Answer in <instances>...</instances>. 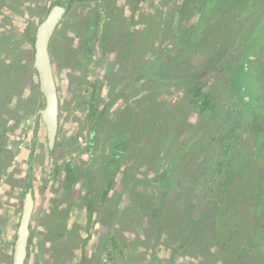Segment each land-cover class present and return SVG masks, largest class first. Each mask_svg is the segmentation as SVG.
I'll return each instance as SVG.
<instances>
[{
  "label": "rangeland",
  "instance_id": "374dc122",
  "mask_svg": "<svg viewBox=\"0 0 264 264\" xmlns=\"http://www.w3.org/2000/svg\"><path fill=\"white\" fill-rule=\"evenodd\" d=\"M64 1L25 0L18 6H3L0 38L12 37L15 44L29 21L41 22L50 4L64 5ZM137 1H76L66 9L50 43L60 104L54 149L49 147L46 125L39 116L45 97L33 87L32 82L38 83L39 78L33 70L34 52L29 42L18 44L15 50V55L27 50L22 65L17 66L21 81L13 80L14 71L0 75V264H13L29 189L34 207L25 264H150L153 256L162 264H246L249 248H258L264 235V138H257L247 127L254 113L243 107L240 99L232 100L243 87V71L235 78L232 72L239 70V52L259 31L257 17L264 7L247 8L256 0L194 1L190 11L178 15L174 27L167 25L172 32L166 31L165 41H177V46L159 62L157 73L167 79L160 82L138 77L147 67L146 56L154 53L145 55L137 50L145 48V40L139 36L140 30H135L142 28L144 18L150 15L159 16L166 25L170 10H177L182 0H139L134 15ZM101 2L116 6V16L109 24L101 22L100 29L110 34L107 51L102 52L101 33L94 36V60L86 62L81 52L85 25L90 21L86 17ZM204 2L207 12L220 7L225 15L221 23L199 20V6ZM242 17L246 18L242 23L247 24L243 31L239 25ZM196 23L200 27L194 29ZM181 24L185 29H179ZM248 30L250 37L246 38ZM192 38L197 40L194 49L197 43L200 48L187 62L172 64L181 49L191 47ZM1 55L6 58L5 50ZM251 55L256 58L244 82L249 81V92L262 97L254 107L264 119V55L256 48ZM234 56L237 63H231ZM211 66L224 69L209 70ZM85 71L88 74L83 77ZM182 73L199 75V80L221 75V81L207 85L219 103L216 118L199 115L186 84L179 86L170 80ZM94 84L98 86L97 108L111 106L100 119L91 143L94 118L89 117L90 107L84 101ZM122 87L125 90L120 91ZM151 93L156 97L148 96ZM129 107L136 113L122 116ZM117 118L122 120L114 127L111 122ZM235 123L240 126L233 131ZM119 133L127 136L129 150L119 162L109 165V181L113 170L117 171L104 196L106 156ZM214 136L218 139L213 140ZM197 137H201L198 144L191 143ZM114 153L117 157L116 149ZM171 161L173 170L149 181ZM70 163L76 181L67 188ZM158 187L166 192L163 202L156 196ZM233 194L240 202H233ZM145 195L149 198L146 205L135 209L136 199ZM157 206L160 212L154 217L151 210ZM250 209L247 220L233 221L238 220L237 213ZM236 224L241 238L224 246ZM116 240L128 244L124 258L116 253ZM260 256L257 254L255 261L262 260Z\"/></svg>",
  "mask_w": 264,
  "mask_h": 264
},
{
  "label": "trees",
  "instance_id": "16d2710c",
  "mask_svg": "<svg viewBox=\"0 0 264 264\" xmlns=\"http://www.w3.org/2000/svg\"><path fill=\"white\" fill-rule=\"evenodd\" d=\"M25 0H0V10L3 6L5 5H9V6H18L20 4H22ZM78 1H82L85 2L86 0H65L63 2L64 6L66 7V9H70L72 7V5L75 2ZM93 1H97V0H93ZM196 0H182V2L179 4V6L177 7V10L173 9L170 10L169 12V17H167V21L170 22L168 23L166 21V25L164 24L165 21L161 22L160 21V17L159 16H155V15H150L147 16L146 19L148 18L149 20H145V24L143 25L142 28L136 29L135 31H139V36L142 37L145 42H144V46L145 48H140L137 49L138 51L142 50L143 54H147L149 52L154 53L151 57H147L146 56V61H147V67L144 70H141V73L139 74V78H150L152 80H160V82H166L167 79L166 77H162L161 75H159L157 72H159L161 69V64L159 63L161 60H163L165 58V56L172 51H176L175 47L177 46V41H165V37H166V31L172 32V30H169V27H174L175 24H177L176 20L178 19V15L180 16L183 12H187L190 11L192 4H194L193 2ZM214 1V0H211ZM210 1V2H211ZM221 3L223 2H227V0H219ZM246 1V0H245ZM248 2H251L252 0H247ZM56 5L55 2H53L52 4H50V6L45 9L48 12L50 11V9ZM207 2H204L202 6H199L200 8V15H199V20L201 21H206L209 22L210 24H216V23H221V21L225 18V15L223 16L221 13L223 11H221L220 7H218L217 11H215L213 9L210 10L209 12H207L206 10V6ZM138 6H139V0L136 2V5L132 8V11L135 15V13L138 10ZM255 6V8H253ZM264 7V0H256V3L253 4V7H247V8H252V9H258L260 7ZM95 10L93 11V13L91 14L90 17H86L88 18L90 21L88 22L87 25H85L86 27V32L84 35V41H85V45L83 50L81 51L86 59V62L88 60L93 61L94 57H93V53L94 49L96 47L95 41H93V38H95L94 36L98 37V34L101 33V37L98 38L99 42L102 43L103 45V50L102 52L105 53L107 51V43H109L110 40V34L109 32L104 28V29H100V27L102 26L101 22L105 21L106 24H109V22H111L113 20V18L116 16V6H108L106 4H104L103 2H101L98 6H95ZM44 10V8H43ZM167 13V11H166ZM135 17V16H133ZM246 18H240L239 19V25H241L242 27V31L247 27L246 23H242L243 20H245ZM258 23L256 24L259 26V31L257 33V35L255 36V38H253V40L249 43H247L248 47H246V49L242 50L241 52H239L238 56L241 54V59H239L238 63H239V70L238 71H233V78H235L237 76V74L239 73V71H243V74H241V80L243 81V87L241 86V88H239V92L237 95H234L232 97V100L235 98L240 99L241 103L243 104V107L250 109L251 112H253V116H252V120L251 122L247 125V127L250 129V131L252 130L254 133V136L258 137H262L264 138V119L261 117V115L258 113V110L254 107V103L255 102H262V97L258 96L257 94L255 95V92H249L247 89L249 88V81H245V78L247 76L248 73H251L250 67V63L251 61H253V59L256 58V56L254 57L253 55H251V51L253 49H258V50H262V54L264 55V12L263 14H261L260 16L257 17ZM40 22L36 23L35 20L30 21L29 26L21 33V39L18 42H15V44H13V38L12 37H1L0 38V75L2 74H6V73H10V72H15L14 73V79L15 81H19L20 76L18 74V70H17V66L22 65V61L24 59V54L27 52L26 49H23L21 54L19 55H15V50L17 49V45L23 43V42H29L31 45H34L35 48V41H36V33H37V28ZM167 25H170L169 27ZM207 25V24H206ZM89 27V28H88ZM194 27V29H197L198 26L196 23V26H192ZM190 27V28H192ZM255 27V28H256ZM185 29L184 25H180L179 29ZM251 30H248V34ZM249 36H246V38H249ZM133 40L138 44L137 38L136 36H133ZM245 38L243 40V42L245 43ZM180 42V41H179ZM192 45L191 47H187L186 49H181L179 51V53L173 57V59L171 60V63L174 64L177 61V64L180 63V65L184 62H187L192 53L196 50H198L200 48V45L197 43L196 49H194V44L197 42V40L192 38ZM162 43H164V45H161ZM209 43V40H207V44ZM209 45V44H208ZM241 45H242V40H241ZM7 46V49H5L4 47ZM5 50V52L7 53L6 58L5 56L2 57V51ZM233 54V53H232ZM130 55V53L127 54ZM34 58H35V51H34ZM136 61V60H135ZM231 63H237V58H235V56L232 58ZM33 64V70L37 73V70L34 66V59L32 61ZM86 65V63H85ZM241 65V66H240ZM170 66V65H168ZM184 68V67H183ZM223 70L224 66H222L221 68L215 67V66H211V69L209 70ZM151 72V74L148 75V73ZM143 73V74H142ZM87 72L85 71V74L83 77L87 76ZM206 75V73H204ZM38 75V73H37ZM221 75H211L209 76L207 79L205 80H199L198 77L199 75L195 76V74L190 73L187 76V73L184 74L182 73L181 75H177V77H172L170 80L174 81L175 83H177L179 86L181 85H185L186 84V92L188 94V96H191L192 99V103L194 104V106L197 108V110L199 111V115H201L204 118H216V115L218 116L219 114V103L217 102V100H215V96L213 94V90L211 89V87H207V85L211 84V82H217V81H221L220 79ZM83 79V78H82ZM135 79L138 80V78L136 77ZM21 81V79H20ZM33 83V87L34 89H37L38 92L42 93L41 89H40V83ZM80 83V82H79ZM93 87V91L88 92L87 94V98L85 99L84 103L88 104L90 107V111H89V117L90 118H94V124L92 127V133L90 135V140L91 143H94V139L97 135V126H99L100 124V119H102L105 114L107 113V111L109 110L111 104H107L104 106V108H102L101 110H99L97 108V102L99 101V97L97 96V84L91 85ZM247 88V89H246ZM125 90V87H122L120 89V91ZM86 91H88V89H86ZM154 93V92H153ZM149 94L150 95H154L155 94ZM2 96V94L0 95ZM12 93H9L7 95V98H11ZM19 96V95H18ZM156 97V96H155ZM23 99V98H21ZM13 101V98L10 99V103ZM41 108H39V116H41ZM131 116L132 114L136 113V109L134 110V108H127L126 111L122 114V116ZM227 116V115H226ZM122 119L117 118V120L112 121L111 125L112 126H117L121 123ZM227 119H224L222 121V127L225 124V121ZM240 126V123H235L232 124V129L233 131L238 130L237 128ZM122 126L120 125V129L125 130L124 128H121ZM113 130V129H112ZM126 131V130H125ZM121 137V139H120ZM126 139L127 136L122 135V134H118V137L116 139V142L113 143V147L111 148L112 151H110V154H107L106 156V160H107V165L105 164V168H106V173H105V180H107L104 183V188H103V195L106 196L107 193L109 192L114 179H113V175L115 174V172L117 170H113L112 174V178L109 181V165L113 163V161L115 162H119V160L122 159V155L125 154V151L127 152L128 146L126 145ZM201 139V137H197L195 138V140L191 143H195V145L198 144L199 140ZM218 138L216 136H214L213 140H217ZM58 143L55 142L53 145H49V147L51 149H54V147L57 145ZM114 149H116V155L117 157H115V153H114ZM162 158V155H161ZM72 164L70 163V166H68L67 168V175H66V180H65V187L70 188L73 187V183L76 181V174L72 173L73 171V167L71 166ZM173 170V161L169 162L167 167L163 170V172H157L155 174L154 177H151L149 181H156L158 179H160L162 177V175L166 174L169 172V170ZM262 177H264V170H262L261 173ZM157 198L159 199V202H163L165 200L166 197V192H164V189H162L161 187L157 188V193H156ZM231 197L234 199L233 202L237 203L240 201H237L235 194L231 195ZM149 198L148 196H144V198H137L135 201V209H140L141 210V206L144 207L146 205V203L148 202ZM234 204V203H232ZM237 205V204H234ZM212 211V209H211ZM210 211V212H211ZM251 209L249 210V212L247 213H242L239 212L237 213V218L238 220H233L234 222H242L245 221L249 218V215H251L250 213ZM160 212V208L157 206L155 208H153L151 210V215L154 217H158ZM241 216V217H239ZM245 216V219H244ZM235 219V218H234ZM250 220V219H249ZM248 220V221H249ZM234 230L230 231V235L227 236L225 239V241H223V245L226 246L229 241H236V239L241 238L242 233H240V225H237L235 227ZM242 228V227H241ZM32 237V236H31ZM31 241V238H30ZM114 243H116L118 250H116V253L120 254L122 258L125 257L124 254V249L127 247V243H121L119 244V241L116 240L114 241ZM249 260L246 261V264H264V235H262L260 237V240L258 242V248L257 247H252L249 248ZM257 254L261 255L262 260L260 261H255L256 260V256ZM84 259H87V257L85 256ZM13 258H12V263H13ZM150 264H162L161 260L157 257V256H153L151 259ZM237 264H242L241 262H238ZM244 264V263H243Z\"/></svg>",
  "mask_w": 264,
  "mask_h": 264
},
{
  "label": "water",
  "instance_id": "95a60500",
  "mask_svg": "<svg viewBox=\"0 0 264 264\" xmlns=\"http://www.w3.org/2000/svg\"><path fill=\"white\" fill-rule=\"evenodd\" d=\"M66 8L62 5L53 7L46 18L40 23L35 43L34 66L37 70L40 89L45 97V107L41 117L46 125L50 145L56 141L59 126V96L54 73L53 61L50 54V41ZM34 199L31 189L27 193L26 202L17 232L13 264H25L27 257L30 223L33 213Z\"/></svg>",
  "mask_w": 264,
  "mask_h": 264
},
{
  "label": "flooded vegetation",
  "instance_id": "af4514ba",
  "mask_svg": "<svg viewBox=\"0 0 264 264\" xmlns=\"http://www.w3.org/2000/svg\"><path fill=\"white\" fill-rule=\"evenodd\" d=\"M57 5H59V4L56 3V5H54L53 7H55V6H57ZM62 6H64V5H62ZM53 7L50 9V11L53 9ZM64 7H65V6H64ZM65 8H66V7H65ZM50 11L47 13V15L50 13ZM47 15H46V16H47ZM45 18H46V17H45ZM45 18H44V19H45ZM44 19H43V20H44ZM33 20H34V19H33ZM43 20H42V21H43ZM61 20H62V19H61ZM61 20H60V22H61ZM31 21H32V20H31ZM42 21H41V22H42ZM41 22H40V23H41ZM60 22H59V23H60ZM29 23H30V21H29ZM40 23H39V25H40ZM39 25H38V27H39ZM58 25H59V24H58ZM58 25H57V27H58ZM28 26H29V24L27 25V27H28ZM27 27H26V28H27ZM57 27H56V28H57ZM26 28H25V29H26ZM37 31H38V28H37ZM36 36H37V33H36ZM35 43H36V41H35ZM50 43H51V41H50ZM32 48H33V52H34V51H35L34 45H32ZM49 49H50V46H49ZM50 54H51V52H50ZM51 57H52V55H51ZM38 78H39V77H38ZM59 105H60V104H59ZM56 141H57V137H56ZM56 141H55V142H56ZM29 190H30V189H29ZM29 190H28V191H29ZM30 228H31V223H30ZM30 236H31V233H30ZM16 240H17V239H16ZM29 241H30V237H29ZM15 244H16V243H15ZM28 245H29V243H28ZM14 254H15V253H14ZM13 262H14V260H13Z\"/></svg>",
  "mask_w": 264,
  "mask_h": 264
}]
</instances>
